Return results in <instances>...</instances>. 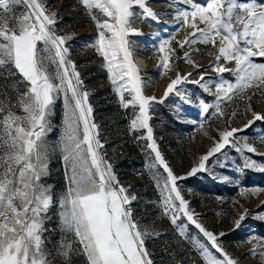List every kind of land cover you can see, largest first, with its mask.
Here are the masks:
<instances>
[{
    "label": "snow or ice",
    "instance_id": "obj_1",
    "mask_svg": "<svg viewBox=\"0 0 264 264\" xmlns=\"http://www.w3.org/2000/svg\"><path fill=\"white\" fill-rule=\"evenodd\" d=\"M80 3L96 24L97 37L90 46L103 58L102 67L107 70L121 106H138L129 130H146V135L137 139L147 140V148L154 154L153 167L159 165L167 174L162 186L159 180L157 184L161 215L199 251L203 264H240L224 250L218 236L198 223L189 210V203L177 184L184 177L173 173L154 141L149 123L150 108L153 103H164L173 93L183 104L192 103L186 91L178 87L188 83L215 97L214 103L200 101L203 114L214 108L213 114L222 117V104L236 97L251 102L258 94L264 96V63L254 60L264 58V0L259 3L209 0L206 6L195 0H174L170 6L176 12V22L186 32L184 40L177 42L179 47L184 49L197 44L215 47V62L210 67L219 80L206 79L203 73H199V79H191V72L186 75L176 72L159 101L142 94L143 81L133 62L132 42L128 39L143 34L132 27L138 22L137 17L159 22V15L149 6V0H80ZM181 4L189 8H180ZM17 6L25 11L17 15ZM93 9L107 19L98 18ZM57 15L47 10L46 0H0V81H11L9 86L16 95L13 104L9 93L0 90V264H53L55 256L62 264H72V257L77 254L85 257L86 264H154L146 240L162 233L142 228L134 219L132 203L138 197L120 185L113 165L100 151L104 146L98 139V125L93 122L90 94L83 91L80 73L68 58L70 53L65 46L73 37L56 34ZM188 29L192 31L187 32ZM159 52L162 56L158 67L171 71L170 61L176 50L171 47L170 40L160 43ZM191 55L186 51L183 58L198 68L199 65L190 59ZM230 63L234 67H227ZM224 73H231L234 82L224 79ZM125 92L130 100L125 98ZM61 96L64 112L55 148L59 149L64 162L67 187L57 196L53 186L45 185L42 178L49 174L50 150L46 137L52 131L51 117ZM244 106L251 112L252 119L240 128L220 132L219 141L200 157L199 164L187 175L207 171L210 158L222 153L226 146L233 148L243 162L235 171L264 173V161L252 158L264 157V152L248 143L247 135H238L256 122H264V109L257 112L251 103ZM13 107H19L21 114L12 111ZM255 139L264 147V130ZM220 166L226 165L221 163ZM258 191L252 190L251 194ZM56 203L60 228L66 235L53 256L44 233L47 231L45 222L50 218L48 213ZM261 208L264 209V204ZM247 214L245 210L234 221L237 229ZM182 217L198 229L222 259L196 237L188 235L186 225L178 223ZM259 218L264 219V216ZM67 234L71 235V240ZM252 241L255 244L249 255L258 256L257 264H264V238L252 236L249 242Z\"/></svg>",
    "mask_w": 264,
    "mask_h": 264
},
{
    "label": "rangeland",
    "instance_id": "obj_2",
    "mask_svg": "<svg viewBox=\"0 0 264 264\" xmlns=\"http://www.w3.org/2000/svg\"><path fill=\"white\" fill-rule=\"evenodd\" d=\"M174 0H149V6L159 15V22L151 19L137 17L133 28L140 30V36H129L128 39L133 52V62L138 69V74L143 81L142 94L147 97H155L157 101L163 98V92L176 72L186 75L191 72V79H199V73H203L206 79L218 81L219 77L211 71L210 65L214 61L217 49L212 45H191L184 49L179 47L178 41H183L185 30L176 22V12L170 6ZM196 3L206 6L209 0H195ZM248 2H253L248 0ZM47 10L57 12L56 34L60 36H72L66 47L69 49V59L76 64V71L80 73L83 81V91L89 92V103L93 107V122L98 125L100 143L104 146L100 151L104 159L113 165V170L120 185L129 188L131 194L138 197L132 203L134 219L142 228L155 229L162 234L159 237L146 240V247L151 254L154 264H203L199 251L193 247L188 239L181 237L178 230L169 219L161 215L158 207L160 200L161 183L166 180L167 174L159 165L153 167L154 154L147 148V140L137 139L146 135V130L130 131L129 124L138 113V106L128 108L121 106L113 85L108 78V73L102 67L103 58L98 55L96 49L90 45L95 43L97 37L96 24L89 12L82 6L80 0H46ZM188 9V5H179ZM25 11L17 6L16 14ZM101 20L107 19L97 9L92 10ZM136 11H139L137 9ZM203 27V25H200ZM188 29L187 32H191ZM164 40H170L171 47L175 48L176 55L170 63L172 70H164L158 67L162 54L159 45ZM194 49H198L194 51ZM192 53L190 59L199 65L194 67L192 63L185 61L184 52ZM257 63H264V58H254ZM221 63H223L221 61ZM232 68L234 64H228ZM50 71H55L50 68ZM223 78L234 82L231 73H224ZM11 81H0V90H6L15 104L16 95L9 84ZM185 90L192 103L183 104L174 93L164 103H153L150 108V126L153 129L154 141L169 168L178 177H184L177 181L183 198L189 203V210L197 218L198 223L218 236L219 243L229 255L238 260L240 264H257L258 256L249 255L255 241L249 242V238L256 236L264 238V173L255 170H245L243 173L235 171L237 166H242V160L238 153L231 147L217 153L207 162V171L195 175H187L192 167L199 164L200 157L219 141V133L231 128H240L248 120L252 119L251 112L245 110V103H251L254 111L264 109V96L256 95L251 102L242 101L238 97L230 103L222 104L224 115H214V108L209 109L208 114H203L199 103H214L215 97L204 92L195 84H182L178 86ZM215 92V86H211ZM125 98L131 97L125 92ZM181 110L178 111L177 108ZM12 111L21 114L19 107H13ZM63 98L57 99L54 115L51 117L52 131L48 133L46 140L49 144L50 159L48 164L49 174L42 178L45 185H52L53 192L59 196L66 190L65 166L62 156L55 145L60 139L63 120ZM236 115L233 116L232 113ZM264 130V122L256 124L244 133L238 135L249 137L248 143L264 152L255 137ZM226 154V155H225ZM252 155V154H248ZM257 161H264L262 156H252ZM221 163L226 166L221 167ZM228 179L225 180L224 178ZM258 189L255 195L252 190ZM244 195H241V193ZM247 211L246 219L240 228H236L234 221L243 212ZM259 213V215H257ZM45 222L47 231L44 236L47 248L55 256V249L65 238L60 228L59 206L54 204L50 209ZM259 221L262 226L258 227ZM187 227L189 236L196 237L204 243L218 258L219 254L208 244L198 229L189 224L186 218L181 219ZM259 231V232H258ZM223 233L224 235H220ZM69 240L72 239L67 234ZM53 264H62L58 256H55ZM72 264H86L82 255H74Z\"/></svg>",
    "mask_w": 264,
    "mask_h": 264
},
{
    "label": "trees",
    "instance_id": "obj_3",
    "mask_svg": "<svg viewBox=\"0 0 264 264\" xmlns=\"http://www.w3.org/2000/svg\"><path fill=\"white\" fill-rule=\"evenodd\" d=\"M251 1H253V2H257V3L260 2V0H251ZM261 224H262V223L259 221V223H258V227H259V226H262ZM258 232H259V231H258ZM263 236H264V234H263Z\"/></svg>",
    "mask_w": 264,
    "mask_h": 264
}]
</instances>
